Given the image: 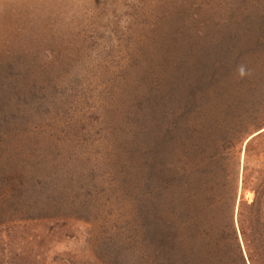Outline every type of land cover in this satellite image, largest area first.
<instances>
[{"label": "rangeland", "instance_id": "obj_1", "mask_svg": "<svg viewBox=\"0 0 264 264\" xmlns=\"http://www.w3.org/2000/svg\"><path fill=\"white\" fill-rule=\"evenodd\" d=\"M255 196L264 0H0V264H167Z\"/></svg>", "mask_w": 264, "mask_h": 264}, {"label": "trees", "instance_id": "obj_2", "mask_svg": "<svg viewBox=\"0 0 264 264\" xmlns=\"http://www.w3.org/2000/svg\"><path fill=\"white\" fill-rule=\"evenodd\" d=\"M194 207L184 215L185 229L190 234L175 240L179 243L172 245L170 264H195V255L201 257L196 260L203 259L201 264H264V209L256 196L249 205L239 204L237 227L233 208L227 214L219 202L212 207L206 204L199 209ZM194 217H199L197 226ZM179 245H182L180 250ZM39 262L46 264L44 260Z\"/></svg>", "mask_w": 264, "mask_h": 264}]
</instances>
